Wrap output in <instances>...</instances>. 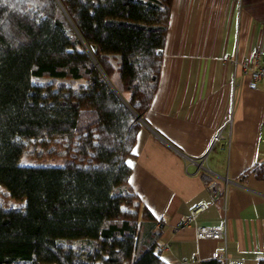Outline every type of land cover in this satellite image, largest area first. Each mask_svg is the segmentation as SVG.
Returning <instances> with one entry per match:
<instances>
[{"label":"trees","instance_id":"obj_1","mask_svg":"<svg viewBox=\"0 0 264 264\" xmlns=\"http://www.w3.org/2000/svg\"><path fill=\"white\" fill-rule=\"evenodd\" d=\"M171 3L0 0V187L22 201L0 204V264H167L128 160Z\"/></svg>","mask_w":264,"mask_h":264},{"label":"crops","instance_id":"obj_2","mask_svg":"<svg viewBox=\"0 0 264 264\" xmlns=\"http://www.w3.org/2000/svg\"><path fill=\"white\" fill-rule=\"evenodd\" d=\"M242 61L264 65V0H172L159 85L128 160L129 184L156 218L167 264H198L222 247L244 264H264V178L245 173L264 166V82L251 88ZM204 155L228 181L225 212L197 169ZM200 201L208 206L196 222L179 226ZM223 217L225 241L196 237V224Z\"/></svg>","mask_w":264,"mask_h":264},{"label":"built area","instance_id":"obj_3","mask_svg":"<svg viewBox=\"0 0 264 264\" xmlns=\"http://www.w3.org/2000/svg\"><path fill=\"white\" fill-rule=\"evenodd\" d=\"M233 63L235 65L237 62L234 61ZM241 66L243 70L250 75L249 86L251 88H257L261 82H264V65H259L258 63L251 64L247 61H242ZM218 137V135L215 136L214 140H217ZM206 156L207 155L202 156L200 160L196 162L197 169L201 172L204 187L209 192L211 201L215 202L217 200L220 203L222 210L225 212L228 196V181L225 179V183H223L222 180L215 177L211 170L204 165ZM207 206L208 204L203 201L195 203L190 211V214L179 223V226H186L196 222L199 213L205 210ZM195 234L197 238H212L225 241V217H223V219L215 225L196 224ZM212 257L222 261L223 264H244V258L228 255L225 247L215 250Z\"/></svg>","mask_w":264,"mask_h":264},{"label":"rangeland","instance_id":"obj_4","mask_svg":"<svg viewBox=\"0 0 264 264\" xmlns=\"http://www.w3.org/2000/svg\"><path fill=\"white\" fill-rule=\"evenodd\" d=\"M63 105H67L69 103V101H61ZM27 153L24 154V156L22 157V161L25 163H42V162H55L57 161L56 159L52 160V159H43V158H39L36 155V151L35 150H28L26 151ZM0 204L2 205H20L22 204V201H17L11 197H9L4 190L0 187Z\"/></svg>","mask_w":264,"mask_h":264},{"label":"water","instance_id":"obj_5","mask_svg":"<svg viewBox=\"0 0 264 264\" xmlns=\"http://www.w3.org/2000/svg\"><path fill=\"white\" fill-rule=\"evenodd\" d=\"M138 118H139V116H138Z\"/></svg>","mask_w":264,"mask_h":264}]
</instances>
